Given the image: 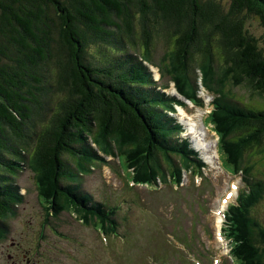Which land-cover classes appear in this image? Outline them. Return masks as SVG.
<instances>
[{
  "label": "trees",
  "instance_id": "1",
  "mask_svg": "<svg viewBox=\"0 0 264 264\" xmlns=\"http://www.w3.org/2000/svg\"><path fill=\"white\" fill-rule=\"evenodd\" d=\"M157 42L165 45L166 58L172 44L170 60L156 59ZM94 48L106 58L97 59ZM132 54H141L142 60L158 66L162 78L170 75L174 65L171 76L179 91L195 101L202 102L185 93L181 77L189 80L192 89L199 79L196 71H202L209 90L232 83L257 92L253 104L243 98L244 120L235 129L237 141L227 138L236 145L231 156L236 171H243L249 188L258 184L254 170L245 165L244 157L238 161V156L244 149L257 147L256 153L263 157L259 164L264 165V0H0L1 215L25 199L18 181L25 162L43 206L58 209L53 210L55 215L75 209V201L88 195L79 181L82 173L91 172L92 164H110L90 147L89 136L105 154H115L118 146L123 149L124 166L133 168L132 178L140 172L146 143L149 154L165 153L161 146L168 145L161 135L165 116L148 105L163 101L173 108L172 100L149 88L148 67L138 59L133 62ZM113 56L115 68L109 63ZM216 65L224 66L223 70ZM206 72L220 84L211 87ZM243 74L249 84L242 82ZM131 79L139 85L130 90ZM77 153L78 161L85 164L77 162ZM159 159L154 175L135 181L157 187L163 175L165 184H179L182 172L169 160ZM68 171L69 192L58 193L59 207L51 182H65ZM73 182L80 197L70 191ZM246 193L240 194L241 204ZM258 202L253 199L250 208ZM260 213L261 209L242 204L241 209H232L230 218L243 241L248 237L254 241L259 264H264ZM117 230L115 225L112 232ZM33 249L31 239L29 252ZM41 250L45 264L56 261L46 237Z\"/></svg>",
  "mask_w": 264,
  "mask_h": 264
},
{
  "label": "rangeland",
  "instance_id": "2",
  "mask_svg": "<svg viewBox=\"0 0 264 264\" xmlns=\"http://www.w3.org/2000/svg\"><path fill=\"white\" fill-rule=\"evenodd\" d=\"M254 28H257V24H255ZM159 40L164 39L160 38ZM164 50L165 45L162 42H157L155 51L156 59L162 57L163 60H170L173 53L172 44H170L169 56H167V58L164 57ZM132 55L133 62H137V58L139 57L140 59L141 57V54ZM94 56L97 59H104V54H102V52L99 50L95 51ZM175 57L176 58L174 60V63L176 61L177 66V64L179 63V56L176 54ZM181 62L182 64H184L183 59ZM182 64L181 66L183 67ZM153 66L156 67V70L158 72V66L154 64ZM168 67V65L165 66L163 70L166 72L168 70ZM171 68L174 69V65ZM216 68L219 70H223L224 66L216 65ZM172 69L170 75H172ZM188 70H191V68H189ZM179 71L182 75L184 69L180 68ZM159 76L160 75H157L155 71V79H158ZM165 76H167V74ZM164 77L163 79H161V81H159V84L163 85V83L166 82L170 83V77L167 76L166 79H164ZM243 77L244 78H242V82L245 84H249L244 74ZM181 80L184 91L188 96L192 98L198 97L201 100L203 99L202 96H204L205 102L209 100L207 98V94L203 93L200 89L198 92H200L201 95H199L197 91L192 90L189 80L182 77ZM206 82L211 87L220 84V82L214 81L213 75L210 72H206ZM243 86L244 84L235 86L234 84L229 83L227 85V90L225 84L221 86V89L224 92H228L233 88L231 91H229V93L232 94V98H245L248 99V103H254L255 101L253 100V98L255 97L257 92L253 91L252 89L244 88ZM165 87H167V91L169 93L175 94L173 84H168ZM221 89H217L214 91L216 93H219L220 91H222ZM223 102L226 103V105L230 104L228 103V101ZM184 103V109L178 107V113L174 116L179 117V119L183 121L187 128V134L191 136L192 142L195 143L198 148H200L201 145H203L205 142L211 146L210 153H214L213 146L215 142L208 138V134H206L204 130L200 131L196 128V126H201L199 116L201 114L207 113L209 108L194 106L193 103L190 102L187 98ZM148 106L155 108L163 107L159 103L149 104ZM238 116L240 115L236 112L230 115V113L225 111H220V113H216L215 115V117H218L220 119L219 125L225 130L226 135H229V137H232L235 141H237L236 136H233V134L230 133L231 131H233L235 123L241 126V123H243L244 120V118ZM98 140L101 144H104L100 137H98ZM235 147L236 145L232 142L231 138L228 139L227 148L231 152L232 157H234L235 155L233 153ZM256 152L257 147H255L254 150L250 148L246 150L244 149L238 156V161L241 162L242 157H244L245 165L257 171V175L264 178V167L259 165V163H263V157L261 156V154ZM148 154L149 149L146 143L140 162L141 169L137 176L134 175L135 179L142 175V171L143 174L147 176L151 174L153 175L155 173V168L158 160H150ZM77 156L78 153L76 155V159ZM203 158L207 163H211L214 160L213 156L211 155H203ZM77 162L80 164H85V161H78V159ZM112 165L113 162H111V166H105L103 168L93 167V171L95 170L94 173L91 172L88 175H82L81 182H84L86 180L84 187L89 192L94 193L96 198L104 199L102 202H104L108 207H112L111 204L113 203H119L121 205L119 215L124 217L121 219L123 226L134 234V236L132 237L133 243L139 241V243L147 245L148 242L146 240L144 242L142 238H144L145 234L143 232L150 230L148 229V227L152 225L170 227L172 224H180V226L192 227L193 237L195 238L192 249H190V251L192 252L197 253L202 247L197 241L199 240L198 238L200 237V233L204 235L208 234L209 239H215L213 226V209H216L220 206V198L224 194V189L227 186V179L221 177L219 179H214L213 182L204 181L200 187H194L191 189H186L185 187L177 189L171 187L170 185H167L163 186L160 190L155 191L146 187L135 188V186L133 185L132 187H129L127 185V181L119 172L115 164L113 168ZM184 165H186V163ZM182 168V166L178 167V169L180 170ZM205 175L207 176V173H205ZM66 177L67 180H65V182L60 181L58 184H53L51 182L53 188L55 189V198L59 207H61V202H58V200H60V196L58 195V193L63 192V190L65 191V194L69 192L68 190H66L68 186V180L71 181L72 179L69 171L68 174H66ZM18 181L23 187V191H25L26 193L25 201L17 207L16 215L8 219V224L5 223L6 212H3L2 215L0 214V231L2 230V233L8 234L5 239L0 240V261H5L4 263L2 262V264H25L24 258H20L19 255L25 249L26 240L29 235L33 233V230L42 221L45 222V225L42 228L44 232L49 234L51 229L48 225L47 220L44 219V215L41 219L38 216L39 221L37 223L31 222L29 213L38 212L39 215L40 209H43V207L38 199V188L36 187L32 172L28 169L27 162H25L24 164L23 171L18 178ZM227 190L228 189H226V191ZM50 207L52 206L50 205ZM19 209H24L25 212ZM177 211H182L180 220H176L174 218ZM45 212L46 211H44V214ZM167 214H169L170 217H168ZM260 214V218H264V209H261ZM63 215H66V213ZM6 225H8V227ZM65 228L71 229V226L66 223ZM160 235L163 239L171 237L175 242L180 243V237H185V232L183 229L177 228L174 231V235H171L169 233L165 235L164 232H161ZM215 245L214 247H216ZM217 245L219 247V244ZM129 247L130 238L128 233L117 230L116 232H112L111 234H106L102 230H99L98 235L89 236L85 241L84 246L80 248V253L82 252L80 256L82 257V259L91 260L94 264H176L178 261H182L185 264H191L177 251L171 258L145 255L132 256L129 253ZM171 247L174 250L177 248L174 244H172ZM146 250L147 249L144 248V251ZM234 252L240 254L239 248L236 247ZM134 254L139 255L141 254V251L136 248V253ZM214 257H218V255L215 256L214 253H211L210 260L212 261ZM200 258L205 261V264H209L205 254H201ZM63 260L68 262L67 264H79L78 261L72 257L69 260L64 257ZM244 264L248 263L245 262Z\"/></svg>",
  "mask_w": 264,
  "mask_h": 264
},
{
  "label": "clouds",
  "instance_id": "3",
  "mask_svg": "<svg viewBox=\"0 0 264 264\" xmlns=\"http://www.w3.org/2000/svg\"><path fill=\"white\" fill-rule=\"evenodd\" d=\"M94 49H95V51L98 50L97 48H94ZM102 54H105V53L103 52ZM104 58H106V55H104ZM137 59L139 62H143V64H145L148 67V70L152 76V83L149 86L150 89H154L156 92L160 91L161 92L160 94H162V98H164V99L168 98L167 94L169 93L167 91V87H165L166 85L173 84V88L175 89V92L173 91L175 94H172V95H174V99H172L173 108H169L167 106V104L164 103L163 101L158 102L163 107L157 108L163 112L165 119H166V121L162 120V122L164 123L163 124L164 127L161 128L163 131L161 133V135H162L164 141H167V143H168V145L161 144V146H163V148H164L165 153L163 155L158 156L157 154L160 152L154 151L152 154H148V157L150 160H158L156 168L158 167V163L160 162L159 158H161L164 161H166V159H167L170 162H172V164L180 163L181 160L176 161V159L179 158L180 156H182L181 151H177L172 146L173 141L171 140L170 137L172 136V133H173L171 130L173 129L176 132H178L179 125L182 121L176 120L173 117V113L177 111V109H178L177 106H181L185 102L184 99L186 100V98H187L189 100L190 98L186 97L184 94H182L179 91V87H178L175 79L171 75H167L170 77V83H168V82L163 83V85H164L163 86L162 84H159V81H161V79H163L161 76V72H160L159 67H157L158 72H159L158 73L156 70V67H154L153 64H150L147 61L142 60V57H140V59L138 57ZM107 61H108V59H107ZM113 61H117V60H115L114 56L112 57V61L109 62L112 66H113ZM113 67L115 68L116 66H113ZM152 70H154V74L156 71L157 75L158 74L160 75L158 79H155ZM196 72H197V77L199 78V80H202V71L200 73L198 71H196ZM167 76H165L164 79H166ZM130 78H132V73H130ZM138 85H139L138 82H135L134 80L131 79V81L129 83L130 90L137 87ZM161 85H162V87H161ZM198 94L201 95L200 92H198ZM219 95L221 97H229V95L223 93V90L219 92ZM235 100H238V99L235 98ZM199 107H201V106H199ZM218 113H220V111ZM215 115H216V112L212 113L210 118L212 120H214L215 123H217L219 121L218 120L219 118L215 117ZM180 129H182V127ZM187 137L191 140V136L189 134H187ZM88 143H89L90 147H92L100 156H102L106 159V162H110L109 165H106V164H103V165L92 164L94 166L90 165L91 172H93V173L95 171V170L93 171V167L103 168L105 166H111V162H113V165H112V168H113L114 167V161H116V159H120V156H123V149H122V151L119 150L118 149L119 146L117 147V151L115 152V154H105L102 152V150H100L97 143L90 136L88 137ZM189 144H191V143L189 142ZM153 145H154V142H153ZM154 147H155V145H154ZM153 155H154V159H153ZM120 162H121V159L119 160V164L115 165L117 168H120ZM98 164H100V163H98ZM156 168H155V172H156ZM91 172H89L87 174H85V173H82V174L88 175ZM141 174L142 175L140 177L147 176V175L143 174V171ZM151 175H148V176H151ZM134 180H136V179H134ZM79 181L81 182V180H79ZM158 182H161V178H158ZM84 186H85V182L83 183V185L81 182V187L84 188V192L87 193L88 195H86L85 197L82 198L83 201H81V204H76V202H75V205H76L75 209H80L81 215L86 219L87 222L89 221L88 227L91 225L92 222H94L98 226L96 228H100V227H102V228L112 227L113 228L115 226V222H113L112 219L105 220L102 217H100L97 213L94 212L95 209H99L100 211H104V212H109L111 209L104 208V206L102 205V201L104 199H98V198H96L94 193L89 192V191L86 192ZM20 188H22V186ZM25 196H26V193L24 191V197ZM38 199H39V196H38ZM92 200L94 201V206L91 205ZM24 201H25V199H24ZM23 202L16 204L15 209H12V211L6 215L5 223L8 224V219L10 217L16 215L17 207L20 204H22ZM42 207H43V209H40L39 215H38V212L29 213L30 217H31V222L37 223L39 221L38 218L40 217V219H41L42 216L44 215V219L47 220L48 225L51 228L50 233L48 234L42 230L43 226L45 225L44 221L40 222V224L33 230V233L31 235H29V237L26 240L25 249L19 255L20 258H24L25 264H45V258H44L45 253L41 250V244H42V241L45 237L48 241L50 249L53 252L54 258L55 259L57 258L53 264H67L68 262L63 260L64 257L67 258L68 260L71 257H73L74 259H76L78 261L79 264H94L91 260L82 259V257L80 256V248L82 246H84L85 241L88 238L84 239V241H77L74 243H72L70 241V243L68 242V243L62 244L63 230L65 229V225L67 223L66 215H63V214L67 213V211L62 210L59 215H55L53 210H58V209H52V208H50V205L47 208L45 204H44V206L42 204ZM19 210L24 211V209H19ZM44 211H46L45 214H44ZM109 218H111V216ZM50 222H52V223H50ZM52 224L55 225L54 229L52 228ZM6 226L8 227V225H6ZM8 230H9V228H8ZM7 235L8 234L1 233L0 234V240L5 239L7 237ZM31 239L34 240L33 241V243H34V249H33L34 251L33 252H29V243H30ZM35 240H36V243H35ZM61 247H65V249H66L65 253H63ZM136 248H138V250L141 251V255L157 256V255H155L153 250L151 248H149L147 245L141 244V243H139V241H136V243H133L132 239L130 238L129 253L132 256L137 255V254H134V253H136ZM144 248H146L147 250L144 251ZM1 264H2V262H1ZM16 264H18V263H16Z\"/></svg>",
  "mask_w": 264,
  "mask_h": 264
},
{
  "label": "bare ground",
  "instance_id": "4",
  "mask_svg": "<svg viewBox=\"0 0 264 264\" xmlns=\"http://www.w3.org/2000/svg\"><path fill=\"white\" fill-rule=\"evenodd\" d=\"M152 72L154 73V70H152ZM199 87H200V80L198 79L196 82L194 81L193 82V86H192V89L194 90V91H199ZM155 91H153V93H154ZM167 96H168V98L170 99V100H172V99H174V95H172L171 93H168L167 94ZM203 98H205L204 96H203ZM205 104H209V100L208 101H203ZM220 105H221V103H220ZM184 106H185V103H183L181 106H177V107H181V108H183L184 109ZM221 107V106H220ZM219 107V108H220ZM178 113V109H177V111L176 112H174L173 113V117L176 119V120H178V121H181L180 119H179V117H177V116H174V115H176ZM187 113V112H186ZM204 132L206 133V134H208V131H207V129H204ZM200 135H203V134H200ZM193 143V142H192ZM194 144V146L198 149V150H200V152H201V154H202V156L203 155H211V156H213V158H214V160L211 162V163H208L209 164V170L210 171H212L215 175H219V174H222V168L220 167V165H219V163H218V160H217V151H216V144L214 143V146H213V150H214V153H210V148H211V146L208 144V143H205L204 142V144L203 145H201V147L200 148H198L197 147V145L195 144V143H193ZM73 186L74 187H72V189L70 190L71 191V193L73 194V195H75V196H77V197H80V195H79V190L77 189V183L76 182H73ZM10 189V188H9ZM249 190H250V192L251 193H254V194H257V193H259V191H258V189L255 187V186H251L250 188H249ZM78 201H83V199L81 198L80 200H78ZM102 205L104 206V208H106V209H111V207H108L104 202H102ZM109 205V204H108ZM221 221H222V219L221 218H219L218 220H217V226H219L220 224H221ZM1 232H2V230H1ZM34 241V240H33ZM35 243H36V240H35ZM82 253V252H81ZM80 253V254H81ZM73 258V257H72ZM89 259H90V257H89ZM3 262V261H2ZM5 262V261H4ZM3 262V263H4ZM76 262V261H75ZM76 264V263H75Z\"/></svg>",
  "mask_w": 264,
  "mask_h": 264
},
{
  "label": "snow or ice",
  "instance_id": "5",
  "mask_svg": "<svg viewBox=\"0 0 264 264\" xmlns=\"http://www.w3.org/2000/svg\"><path fill=\"white\" fill-rule=\"evenodd\" d=\"M233 187H235V186H233Z\"/></svg>",
  "mask_w": 264,
  "mask_h": 264
}]
</instances>
